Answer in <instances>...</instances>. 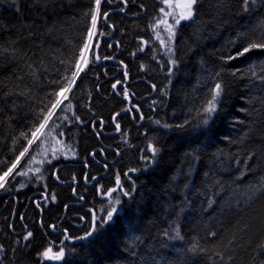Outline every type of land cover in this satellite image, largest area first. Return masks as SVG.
<instances>
[{
    "label": "trees",
    "instance_id": "16d2710c",
    "mask_svg": "<svg viewBox=\"0 0 264 264\" xmlns=\"http://www.w3.org/2000/svg\"><path fill=\"white\" fill-rule=\"evenodd\" d=\"M116 1H102L89 66L29 146L32 131L62 99L56 93L82 63L96 5L95 0H0V176L27 147L8 183L22 179L17 172L43 169L42 184L27 180L21 188L59 198L52 207L56 215L47 218L48 225L55 224L73 187L54 184L47 169L90 163L100 143L115 145V153L107 152L118 160L115 168L123 176L133 173L126 178L129 195L118 198V224L101 229L97 223L94 236L67 248L56 264H264V49L225 63L264 36V7L245 12L242 0H202L196 22L175 28L170 56L157 39V32L165 42L168 38L158 0H123L106 18ZM113 33L98 50L99 60L107 61L96 63L99 40ZM118 81L121 87L113 88ZM216 83L225 91L205 125L203 109ZM124 89L131 101H140L135 105L144 116L142 126L137 115L135 126L129 116L113 119L128 107ZM117 123L120 133L108 140L104 134H117ZM150 145L159 149L156 156ZM63 150L66 157L59 158ZM19 214L12 231L11 213L1 221L0 264H44L39 214L34 240L27 244L13 240Z\"/></svg>",
    "mask_w": 264,
    "mask_h": 264
},
{
    "label": "flooded vegetation",
    "instance_id": "af4514ba",
    "mask_svg": "<svg viewBox=\"0 0 264 264\" xmlns=\"http://www.w3.org/2000/svg\"><path fill=\"white\" fill-rule=\"evenodd\" d=\"M158 2L161 4V8L164 9V11H168L166 9L165 0H158ZM175 7L176 8L172 11L175 14H178L181 9L178 7V5ZM189 22L190 21H181V24L178 27H181ZM126 80H129L128 76H126ZM117 87L121 86H116L115 88ZM139 103L140 101H137L136 99L132 100L131 108L135 107V110L133 109L134 112L130 110L128 114L124 115L130 117L134 126L135 116H143L141 109L136 106ZM137 109H139V111H137ZM142 122H144L143 119L141 121V126L143 125ZM115 135L116 136L104 134L108 140L117 138L118 134ZM100 144V148L90 155V163L82 165L63 164L56 167V169H47L53 171L52 178L54 180V184L62 187H73L71 191V199L68 200L69 203L64 208V214L62 217L56 218L57 223L55 224L48 225L47 218L48 216L56 215V210L52 207L58 206L59 198L55 199V202H53V199L50 200L51 198L49 197V192H35V189L32 187L21 188L22 182L25 181V178H28V185L33 183L37 185L42 184L41 175L44 173L43 169H39L40 171H37V169H25V175L18 176L22 178L21 180H18V178L14 179L8 186L7 190H3L0 193V224L1 221L8 219V215L11 213L12 217L10 218V221L12 231L15 218L17 214L20 213V227H16L17 232H12V234L14 237H23L21 242L25 241L23 243L27 244L34 240V233L32 230H34L36 227L34 222V220L36 221L35 212L39 214V218L37 220V226L39 230L38 232L44 236L45 240L44 247L41 249V251L43 253L47 249L51 248L52 251L50 256L53 257L49 259L44 258L41 255V261L44 264L58 263L61 259H55L54 257L60 250L65 251L67 248L73 246L76 243L86 242L91 239L92 236L88 237L87 239L79 240L81 237L86 236V234L92 229L93 217H96L97 225V223L100 222L98 220V211L106 212L104 209L106 204L110 203L111 201H115L121 196L124 198L126 197L124 195V192H126V178H128L129 175H132L133 173L128 172L123 176L121 172H119V169L115 168L118 160L114 161L113 157H109L107 154L108 151L115 153L116 150L112 148L110 149L102 145V143ZM80 172L84 173L82 174V177L80 176ZM60 173L64 176H60ZM117 175H119L121 181V186L119 187L116 184ZM38 178L41 179L39 180ZM47 186L51 189L54 185L49 183ZM113 188H115L116 191L112 192L111 196H108L107 192ZM9 211L10 213H8ZM29 232H31L32 235L27 240H25L24 237ZM65 237H67V239Z\"/></svg>",
    "mask_w": 264,
    "mask_h": 264
},
{
    "label": "snow or ice",
    "instance_id": "6c2138e0",
    "mask_svg": "<svg viewBox=\"0 0 264 264\" xmlns=\"http://www.w3.org/2000/svg\"><path fill=\"white\" fill-rule=\"evenodd\" d=\"M165 2L167 3V0H165ZM95 5H96V9L95 12H93L92 16H91V24L92 27L88 30V39L90 40L92 38L93 35V31L96 28V22H97V16L100 10V5H101V0H95ZM197 5H202V0H182V3H180L178 5V7L181 9L180 12L178 14H172V13H166V15H173V20H174V24H169L167 25V32H168V38H167V43L165 42L164 39H162L159 35V33L157 32V39L160 40L162 46L168 47V51H169V55H174L173 49L171 47V44L174 42L175 40V28L177 26H179L181 24V21H191L193 23L196 22V20L198 19V12H199V8L197 7ZM256 5H260L261 7H264V0H242V6L244 8L245 12H248L253 6ZM17 11H19V8H17ZM105 16H107V13H105ZM161 23H166V21H160ZM155 30V28H154ZM98 47V45H97ZM89 45L88 43H85L80 51V55H79V61H83V65L86 66L89 61L86 58V51L88 50ZM253 49H264V36L260 37V38H256V39H252L250 40L246 46L242 47V49L238 50L236 53L228 56L225 58V63H227L230 60L236 59L238 56H244L246 53H249L250 51H252ZM98 58V57H97ZM170 63L175 66L176 65V61L174 59L170 60ZM76 67V71L72 73V79L69 81L68 85H66L64 88H62L58 93H56L57 97H61L63 96V100H67L68 97L64 95L65 92L71 91V86L73 84H75V78L79 76V73L82 72L84 70L83 66L81 65V63L77 62V64L75 65ZM169 74L171 75V71L169 72ZM235 74V73H233ZM66 79H68L66 77ZM119 83V81L117 82ZM116 85L113 84V88H115ZM225 89L222 86L221 83H216L214 86V94L211 96V99L207 102V106L203 109L206 118L203 120V123L206 125L209 122V119H211V116L214 112H216V106L217 103L219 102V98L221 97V95L224 93ZM124 95L125 98H127L128 92L127 89H124ZM62 99L57 98L55 100L54 103L51 104V108L49 109L47 115H45L44 120L41 121V123L32 131L31 133V138L28 139V145L31 146L36 140L40 139V135L43 133L44 129L46 128L47 124H48V119L54 115V113L52 112V109L57 108L59 105H61L63 103ZM68 108L71 107V104L67 105ZM137 111H139V109H137ZM117 115H119V113H117ZM141 119H143V116L141 115L140 117ZM77 119H79V117H77ZM113 119L115 120V117H113ZM102 123V122H101ZM159 123V122H157ZM167 126V125H165ZM117 129H119V124H116ZM150 148H152V153L153 156H156L158 154L159 149L152 147L150 145ZM28 152V148L25 147L23 149V151L19 152V155L15 157V160L11 163V166L7 168L6 171H3V175L0 176V188L4 187V183L3 181L10 175L13 173V170L17 168V165L20 162V159L22 157H24L25 153ZM34 159V157H29V160ZM249 159H251V157H249ZM37 171H39V169H37ZM17 175H25V173L23 171L17 172ZM116 184L117 186H121V181H120V177L119 175H117L116 178ZM116 189L113 188L111 190H109L107 192L108 196L112 195V192H115ZM125 196H128L129 193L128 192H124ZM53 199H55V197H52ZM120 203L119 199H116L114 202V205L106 212V217L105 218H101L100 222H99V228H114L116 227V225L118 224V218H119V209L115 206L118 205ZM98 231L97 225H96V217H93V227L92 229L86 234V236L81 237V239H87L88 237L93 236L94 233H96ZM32 233L29 232L24 239L27 240L29 237H31ZM165 235H167V233H165ZM177 237H179V232L177 231L176 233ZM212 235H215V233H213ZM67 239V237H65ZM262 247H264V245H262ZM2 250V249H0ZM52 249L49 248L46 251H44L42 253V256L44 258H53L50 256ZM65 255L63 250H60L56 255H55V259H61L63 258Z\"/></svg>",
    "mask_w": 264,
    "mask_h": 264
},
{
    "label": "rangeland",
    "instance_id": "374dc122",
    "mask_svg": "<svg viewBox=\"0 0 264 264\" xmlns=\"http://www.w3.org/2000/svg\"><path fill=\"white\" fill-rule=\"evenodd\" d=\"M180 3H182V0H167V3H166V9L168 10L167 12L168 13H172V14H175L172 10L173 9H175L176 7V5H179ZM174 5V6H173ZM179 12V11H178ZM164 16V15H163ZM173 15H166L165 14V16H164V21H166V23H163V25L161 24V27H163L164 29H163V34L166 36V34L168 35V32H167V25H169V23H171V24H174V20H173ZM99 16H97V22H96V24H99ZM96 28L94 29V31H93V35H92V38L90 39V42H89V48H88V50L90 51V52H92V50H93V46H94V42H93V40H94V34H95V32H96ZM166 42H168L167 40H166ZM92 48V49H91ZM104 61V60H103ZM103 61H100L99 60V62H102V64H104V62ZM87 66H89V63L86 65V66H84V68H86ZM116 86H117V84H116ZM69 93V91L68 92H65L64 93V95L65 96H67V94ZM62 100H63V97H62ZM56 111V109L53 111V113ZM53 116V115H52ZM52 116L48 119V123L50 122V119L52 118ZM106 131H110L109 129H107ZM109 134H111V133H105V135H109ZM112 136H116L115 134H111ZM112 136H110V137H112ZM35 143V142H34ZM33 143V144H34ZM32 144V145H33ZM31 145V146H32ZM99 146H101V144L99 145ZM100 147H98V148H96V150H98ZM115 147H112V149H114ZM116 149V148H115ZM95 150V151H96ZM94 152V151H93ZM92 152V153H93ZM57 156L60 158H65L66 157V154H65V151L63 150V152L62 151H59V152H57ZM111 157V156H110ZM106 158H107V154H106ZM23 161V157L20 159V162H19V164L17 165V168L19 167V165L21 164V162ZM69 161H71V160H69ZM44 163H46L45 161H44ZM67 164H69V165H71V164H75V165H80V164H77V163H67ZM17 168L16 169H14L13 170V173L12 174H10L4 181H3V183H4V186L6 185V183L7 182H9V180H10V177L14 174V172L17 170ZM40 171V170H39ZM38 173V172H37ZM37 177H38V174H37ZM29 179H31V178H29ZM26 180H28V178H25V181ZM2 189L3 188H0V192L2 191ZM120 201V200H119ZM114 202L115 201H111L110 203H108V204H106L105 206H104V209H105V211L107 212L113 205H114ZM120 211H119V213L121 212V210H122V208H121V202L118 204V205H115ZM106 212H103L102 211V214L104 215V218L106 217ZM65 253V252H64ZM62 259V258H61Z\"/></svg>",
    "mask_w": 264,
    "mask_h": 264
},
{
    "label": "bare ground",
    "instance_id": "6f19581e",
    "mask_svg": "<svg viewBox=\"0 0 264 264\" xmlns=\"http://www.w3.org/2000/svg\"><path fill=\"white\" fill-rule=\"evenodd\" d=\"M102 1L103 0H101V5H102ZM124 3V1L123 0H117L116 1V4H114V5H111V8H110V11H109V13L107 14V16H106V18H108V17H110L111 15H113L116 11V9L118 8V6L120 7L122 4ZM125 4V3H124ZM101 5H100V7H101ZM159 13L161 14V13H163L162 15H164L165 16V14L166 13H168L167 11H164V9H160V11H159ZM112 27V26H111ZM113 28V27H112ZM102 42V41H101ZM100 42V43H101ZM98 44H99V42H98ZM90 51L89 50H87L86 51V53H85V55H86V58L88 59V61H90ZM95 54H96V50H95ZM94 54V55H95ZM94 59H95V62L96 63H98V61H97V59L99 60V56H98V58H97V56L95 55L94 56ZM81 65L83 66V68H84V65H83V61H82V63H81ZM39 180L41 179V178H38ZM10 184L7 182L6 183V185L3 187V190H7V188H8V186H9ZM94 236V235H93ZM92 236V237H93ZM91 237V238H92ZM15 242H18V243H21V239H20V237H15V239H13Z\"/></svg>",
    "mask_w": 264,
    "mask_h": 264
},
{
    "label": "water",
    "instance_id": "95a60500",
    "mask_svg": "<svg viewBox=\"0 0 264 264\" xmlns=\"http://www.w3.org/2000/svg\"><path fill=\"white\" fill-rule=\"evenodd\" d=\"M113 37H114V33H113L112 36H110V37H107V36H102V37H101V39L99 40L98 47L96 46V56H97V57H98V49H99L100 42H101L102 40H112ZM97 61H98L99 64H102L101 62H99L98 59H97ZM106 61H107V59H105L103 62L105 63ZM113 64H115V63L113 62ZM117 65L124 67V64H122V63H120V64L118 63ZM126 73H127V70H126V68H125V75H127ZM127 83H129V81H127ZM117 86H121V83H118ZM125 101L128 102V107H127V109H126L124 112L119 113V115H117L115 118L122 117V116H124V115H126V114H128V113L130 112V110H131V106H132V101L130 100L129 97H127V98L125 99ZM120 131H121V128L119 127V129H118V133H117V134H119ZM45 199H46V196H45ZM79 240H82V239H79ZM79 240H77V241H79ZM77 241H75V242H77Z\"/></svg>",
    "mask_w": 264,
    "mask_h": 264
}]
</instances>
